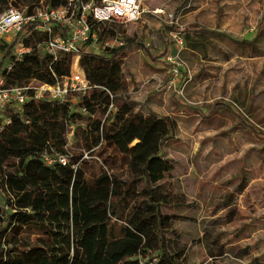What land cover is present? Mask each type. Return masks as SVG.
I'll return each mask as SVG.
<instances>
[{"label":"trees","instance_id":"obj_1","mask_svg":"<svg viewBox=\"0 0 264 264\" xmlns=\"http://www.w3.org/2000/svg\"><path fill=\"white\" fill-rule=\"evenodd\" d=\"M41 2L56 8L67 0H0V14L10 6L31 12ZM95 27L101 38H114L122 28ZM172 29L186 36L203 30L196 24ZM41 38L26 40H35L34 49L22 60L4 56L13 63L12 70L1 71L6 86L33 79L54 84L70 75L73 56L40 53L35 44ZM135 45L127 38L108 56L82 50L79 67L93 85L85 96L32 99L0 112V223L15 227L5 245L0 241V264H186L184 246L167 236L176 220L186 218L169 211L184 197L164 180L174 168L162 153L173 126L168 117L145 115L117 98L127 87L122 66ZM140 46L154 62L170 53L168 46L159 56ZM78 118L89 120L91 142L87 137L85 143L105 161L92 180L86 157L69 142L67 129ZM117 158L128 177L108 168L109 159Z\"/></svg>","mask_w":264,"mask_h":264},{"label":"rangeland","instance_id":"obj_2","mask_svg":"<svg viewBox=\"0 0 264 264\" xmlns=\"http://www.w3.org/2000/svg\"><path fill=\"white\" fill-rule=\"evenodd\" d=\"M141 3L143 14L135 24H101L121 25L117 37L124 43L131 38L138 44L128 50L130 57H125L122 76L127 87L118 94V100L131 102L135 111L138 109L145 115L154 113L169 118L173 127L162 144L164 154L193 151L198 143V151H207L211 157L218 155L217 161H224L226 166L218 171L233 173L227 174L226 180L219 177L228 182L225 185L228 189L241 186L246 178L250 189L245 200L238 198L240 211L234 221H229L227 211L213 214L209 202H203L197 223L177 225L184 235L179 243L185 249L189 246V261L204 264L208 259L205 248L193 243L196 241L193 238L207 232L213 236L221 234L227 254L209 259L206 264H264V0H189L187 3L142 0ZM158 9L164 12L156 13ZM173 24L181 30L190 24L205 30L186 36L174 31ZM259 27L262 30L258 34ZM95 31L99 34L96 27ZM140 44L148 46L155 56L161 55L168 44L171 51L160 62L166 63L170 70L173 64L169 58L177 60L178 74L174 77L171 71L167 80L161 82L165 70L149 66L160 62L148 58ZM96 45L95 49L92 43L88 44L85 51L109 55L102 39ZM135 57L142 62L133 67L131 61ZM77 67L80 68L79 64ZM88 121L78 118L67 132L70 131L72 150L86 157L87 177L92 180L101 172L105 161L85 143L90 138L86 130ZM107 166L124 178L129 176L126 164L118 158L109 159ZM165 180L170 183L169 178ZM220 185L212 183L210 188L219 191ZM14 232L15 227L5 229L0 223L1 244L5 245Z\"/></svg>","mask_w":264,"mask_h":264},{"label":"built area","instance_id":"obj_3","mask_svg":"<svg viewBox=\"0 0 264 264\" xmlns=\"http://www.w3.org/2000/svg\"><path fill=\"white\" fill-rule=\"evenodd\" d=\"M141 1L67 0L65 5L56 8L41 2V5L31 12H28L27 8L16 6L7 8L0 14V112L8 106L21 105L32 99L64 101L88 94L93 85L77 67L82 50L90 43L95 49L98 48L96 44L100 39L103 48L109 51L124 45L117 36L101 38L95 31V25L105 22L135 24L143 14ZM163 12L160 9L156 11L159 14ZM168 17L173 18L170 14ZM35 36L42 37L35 44L40 53L50 55L54 59L61 54L73 56L70 75L57 79L54 84L33 79L25 86H6L1 71L12 70L13 63L4 60V53L9 50L11 59L22 60L34 49V45L27 44L26 40L35 39ZM169 61L173 64L171 71L175 77L179 72V64L172 57ZM115 108V104L111 103L109 110Z\"/></svg>","mask_w":264,"mask_h":264},{"label":"crops","instance_id":"obj_4","mask_svg":"<svg viewBox=\"0 0 264 264\" xmlns=\"http://www.w3.org/2000/svg\"><path fill=\"white\" fill-rule=\"evenodd\" d=\"M166 46L170 49L168 44H165V48ZM130 55L128 54L129 57ZM128 56L127 58H129ZM136 61H138L136 57L133 62L131 61L133 67L138 66L139 63L142 62L141 60L138 62ZM160 61L161 59H158L155 63ZM149 66L152 67V69L157 70L163 68L165 70L163 75L160 77L161 82L163 80H167V75L171 73V69L169 70V68L167 69V67H165L167 66L166 63H152ZM128 84L130 87L129 82ZM132 88L134 87L132 86ZM152 91V93H154L155 90ZM198 148L197 143L195 149L193 151L189 150V152L176 151V153H170L168 155L164 154L162 151L167 158L174 161V168L165 176L164 180L169 178L175 193L184 197V203L182 205L173 206L169 209L170 212L184 215L186 217L184 219L176 220L171 230L167 232L168 237H176L178 240L183 239L184 235L182 229H180L177 225L182 222L193 224L197 223L200 219L199 213L202 211L203 202H209L210 207L213 208V214H217L220 211H227V214H229L230 217L229 221H234L240 211L238 209V198L241 197L245 200L250 190L247 178L242 179L241 186H237L235 189L229 187L228 189V186H225L228 182L222 181L219 177L226 180L225 178H227V174L232 176L233 173H226L225 170L218 171L226 166L224 161H217L218 155H213V157H211L212 154H209L207 151H198ZM234 177H236V175H234ZM212 183L221 184L220 187L222 188L218 189L219 191H214L213 188H210ZM242 205H245V203L242 202ZM222 236L223 235L221 234L213 236L207 232L201 237L193 238L196 239L193 243H199L205 248L208 259L204 261V264L208 263L209 259L211 260L214 257L227 254L224 250L225 244L221 243ZM188 247L189 246H187L186 249V264H196V262L189 261L187 258Z\"/></svg>","mask_w":264,"mask_h":264}]
</instances>
